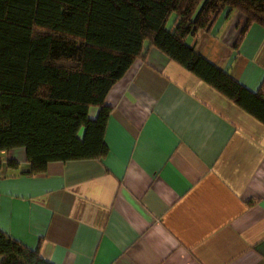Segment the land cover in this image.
<instances>
[{"label":"crops","instance_id":"1","mask_svg":"<svg viewBox=\"0 0 264 264\" xmlns=\"http://www.w3.org/2000/svg\"><path fill=\"white\" fill-rule=\"evenodd\" d=\"M246 24L224 10L186 43L257 91L264 27ZM105 103L100 158L30 174L23 148L0 153V230L52 264H264V124L155 47Z\"/></svg>","mask_w":264,"mask_h":264},{"label":"trees","instance_id":"2","mask_svg":"<svg viewBox=\"0 0 264 264\" xmlns=\"http://www.w3.org/2000/svg\"><path fill=\"white\" fill-rule=\"evenodd\" d=\"M224 10L264 27V0H0V153L23 148L30 174L102 157L105 98L150 47L264 124V81L249 91L186 43ZM0 264L52 263L0 230Z\"/></svg>","mask_w":264,"mask_h":264},{"label":"rangeland","instance_id":"3","mask_svg":"<svg viewBox=\"0 0 264 264\" xmlns=\"http://www.w3.org/2000/svg\"><path fill=\"white\" fill-rule=\"evenodd\" d=\"M173 19H174V14L171 15V18L168 20V22H167V24H166V28H167V29H169V28L171 27L172 22H173ZM98 110H99V108H98ZM96 117H97V116H96ZM96 117H95V118H96ZM95 118H90V119H95Z\"/></svg>","mask_w":264,"mask_h":264}]
</instances>
